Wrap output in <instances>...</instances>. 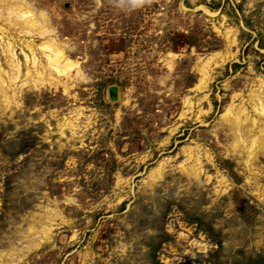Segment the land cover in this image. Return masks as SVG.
Here are the masks:
<instances>
[{"label":"rangeland","instance_id":"374dc122","mask_svg":"<svg viewBox=\"0 0 264 264\" xmlns=\"http://www.w3.org/2000/svg\"><path fill=\"white\" fill-rule=\"evenodd\" d=\"M27 2L82 74L0 28L60 82L0 96V264H264V0Z\"/></svg>","mask_w":264,"mask_h":264},{"label":"bare ground","instance_id":"6f19581e","mask_svg":"<svg viewBox=\"0 0 264 264\" xmlns=\"http://www.w3.org/2000/svg\"><path fill=\"white\" fill-rule=\"evenodd\" d=\"M0 20L1 24L3 23L0 26L1 29H4V25H7L9 28H15V31L19 34L24 33L29 36L40 35L45 37V39L40 44V48L45 51L49 67L55 71V74H64L68 77L69 75H71V71L73 69H76L77 75L82 74V70L78 61H75L69 56L64 55V47L62 46V44L57 42V39L50 37V33L54 32L52 28L53 25H51L48 15L44 10H36V7L29 4L27 0H0ZM4 50L7 53L6 59L8 68L4 69L0 65V86H2L0 88V96L2 98V103L7 106L17 95V87L19 88L20 85L30 83L31 85H37V83H44L50 76H52V74L51 72L47 71L50 75L45 77L46 70L49 68H46L42 63L38 64L36 51H34V47H31L33 54V66L27 67V70L24 72L26 76L24 78H21V74L23 72V65L20 59L16 57V54L13 51L11 40L7 41ZM25 56L27 57V55ZM3 76L6 79V84ZM207 76V70L202 68L201 77L198 83L196 84L197 87L201 85L206 86L205 82H207ZM52 78L56 81H52V83H60L59 79H57L56 77L52 76ZM19 81H21V83H19ZM260 81L261 85H263V80L261 79ZM252 99L256 100V102L253 104L254 109L257 110L260 115H264V103L260 96H256V98L252 96ZM244 110V108L238 107L237 109H235L231 105H229L226 111L222 114L223 121L227 125H229L235 132L234 141L232 143L234 148H236V146H239L242 140L247 143V140L241 136L239 130L243 119L245 121L248 119L247 116L243 117ZM200 112H202V110ZM249 141L251 145L248 148H252L253 151L254 148H256L255 144L257 138L254 136L253 138H250ZM262 142L263 146H261V148L264 147V137L262 138ZM251 153L252 152L250 151L249 154ZM189 157H191L190 153L188 158ZM160 171L161 168L157 167L154 169L152 174L160 173ZM45 228L46 227H44L43 229ZM30 230L34 232V237L38 235L37 233H39V229L36 227V224H33L30 227ZM33 241L34 238L31 240L28 249L31 248V243Z\"/></svg>","mask_w":264,"mask_h":264}]
</instances>
